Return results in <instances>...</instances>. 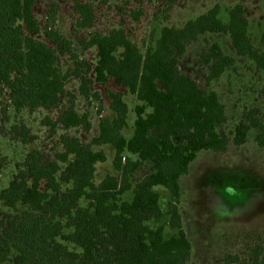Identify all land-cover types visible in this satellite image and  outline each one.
Segmentation results:
<instances>
[{
	"label": "trees",
	"instance_id": "obj_1",
	"mask_svg": "<svg viewBox=\"0 0 264 264\" xmlns=\"http://www.w3.org/2000/svg\"><path fill=\"white\" fill-rule=\"evenodd\" d=\"M37 1L0 0V95L6 100L1 111L5 116L11 109L18 117L4 136L31 142L27 116L55 108L63 95L67 102L56 119H43L51 132L90 130L88 113L77 112L76 95L65 87L69 77L79 80V95L89 103L101 102L95 83L111 80L122 90L108 93L111 114L99 120L98 134L89 142L62 133V149L53 157L31 150L14 164L6 187L0 189L3 206L14 210L0 215V264H187L191 243L182 224L179 179L197 154L225 152L231 143L240 146L254 129L264 162V122L258 110H244L230 132L219 130L227 120L226 108L217 91L209 89L242 57L264 76V27L256 47L248 34L246 8L232 6L223 22L216 4L182 26H161L142 48L121 22L106 32L88 31L77 46L55 28L57 11L49 9L41 27L34 13ZM168 1L170 8L175 0ZM74 13L77 28L93 27L90 0L76 2ZM139 16L131 13L135 21ZM207 33L226 34L234 54L207 41L195 59L208 68L201 85L180 69L179 57ZM40 34L46 40L36 38ZM90 48L95 50L94 63L80 58ZM65 61L71 62L67 68ZM125 94L138 102L129 137L123 134L128 125ZM98 146L112 149L116 173L96 183L97 164L107 159ZM6 158L0 155V176ZM145 162L152 171L133 185L132 175ZM159 187L169 194L165 205ZM165 215V223L149 225ZM164 225L176 231L165 237ZM240 260L238 254L225 253L222 262ZM246 264H264L261 243L248 249Z\"/></svg>",
	"mask_w": 264,
	"mask_h": 264
},
{
	"label": "rangeland",
	"instance_id": "obj_2",
	"mask_svg": "<svg viewBox=\"0 0 264 264\" xmlns=\"http://www.w3.org/2000/svg\"><path fill=\"white\" fill-rule=\"evenodd\" d=\"M86 1L89 0H38L34 13L43 27L47 11H57L55 28L77 46L88 31L106 32L121 22L127 35L142 48L149 35L159 31L161 26H182L186 20L195 18L216 4L223 22L228 20L227 10L232 6L241 4L246 8L248 34L256 47L260 46V34L264 27V0H175L170 8L167 7L168 0H90L95 13L94 25L91 29H80L75 26L77 15L74 13V4ZM132 12H140L137 21L131 18ZM36 38L46 40L43 34ZM207 41L218 42L224 53L234 54L228 36L223 33H207L190 43L187 52L179 57V67L183 72L190 73L201 85L205 84L208 68L203 63H195V59ZM94 56L95 50L90 48L80 58L94 63ZM70 65L71 62L65 61L64 68ZM250 65V61L242 57L236 62L234 70L210 83L209 89L217 91L226 108L227 120L219 130L230 132L243 111L250 108H256L257 117L264 122V76L257 74ZM65 87L76 95L77 112L88 113L90 130L86 131L82 127L68 130L56 128L55 132H51L43 119H56L61 106L67 102V96L63 95L55 108L48 111L40 109L27 118L25 116L33 137L28 144L12 139L10 134L4 136V133L9 132V125L18 117H13L11 109L4 116L1 108L6 100L5 96L0 95V155L7 156L8 164L1 172L0 189L6 187L14 164L29 151L38 150L51 157L60 151V134L75 135L81 141L89 142L98 134L99 120L111 114L108 93L122 90L111 80L104 85L95 83L94 89L99 93L101 102L92 100L93 103H89L79 95L78 79L69 77ZM124 101L128 107V125L123 134L129 137L135 119L134 108L138 102L130 94H125ZM99 107L100 114L97 112ZM254 134L255 130L251 129L244 144L236 146L231 143L225 152L200 151L190 164L188 173L179 179L182 224L191 243L187 264H223L225 253L238 254L241 260L235 264H246L248 249L256 243L264 246V162L262 151L253 140ZM95 149L103 150L107 157L106 161L97 164L95 181L98 183L106 174L116 172L112 166V149L104 146ZM151 171L150 164L143 163L132 175V184ZM157 190L165 205L168 192L160 187ZM124 198L128 199L129 195ZM8 212L14 210H9L0 201V215ZM166 221L165 215L159 220L150 221L149 225L155 227ZM175 231L164 225L165 237ZM68 246L73 248L71 244Z\"/></svg>",
	"mask_w": 264,
	"mask_h": 264
}]
</instances>
